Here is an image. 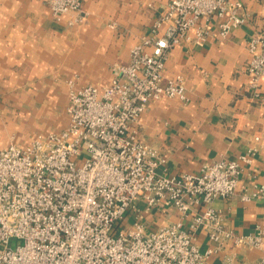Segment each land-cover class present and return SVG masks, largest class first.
<instances>
[{"label":"built area","instance_id":"2783aa9c","mask_svg":"<svg viewBox=\"0 0 264 264\" xmlns=\"http://www.w3.org/2000/svg\"><path fill=\"white\" fill-rule=\"evenodd\" d=\"M43 1L57 23L71 28L85 21L81 0ZM213 18L220 38L246 22L239 0H171L109 84L66 82L62 130L0 150V264H208L216 250L197 246L199 229L217 248L230 242L264 248V214L253 232L238 235L212 206L237 192L242 202L264 201V185L241 182L256 147L203 164L197 174L167 178L157 173L163 163L157 151L131 127L152 101L187 102L182 76L165 78V63L176 46H203ZM247 50L256 94L264 82V35L253 36ZM160 206L173 207L179 219L148 232L143 213Z\"/></svg>","mask_w":264,"mask_h":264},{"label":"crops","instance_id":"0c3cea01","mask_svg":"<svg viewBox=\"0 0 264 264\" xmlns=\"http://www.w3.org/2000/svg\"><path fill=\"white\" fill-rule=\"evenodd\" d=\"M170 1L81 0L85 21L70 28L52 19L43 0H0V150L9 144L24 147L38 135L62 130L66 82L109 84L113 69L126 64L130 48L150 34ZM239 1L246 18L241 27L220 38L213 18L203 46L182 44L169 52L165 78L182 76L187 102L152 101L131 125L163 160L159 175L197 174L203 164L234 160L256 147L241 182L264 185V82L255 94L246 73L247 44L264 35V0ZM212 206L222 225L238 235L253 232L264 214V201L242 202L238 192L215 199ZM143 214L148 232L179 219L168 206ZM133 221L129 212L125 222ZM194 237L201 250H216L208 264H259L264 259V248L231 242L217 248L203 229Z\"/></svg>","mask_w":264,"mask_h":264},{"label":"rangeland","instance_id":"374dc122","mask_svg":"<svg viewBox=\"0 0 264 264\" xmlns=\"http://www.w3.org/2000/svg\"><path fill=\"white\" fill-rule=\"evenodd\" d=\"M131 218V217H130ZM130 218H129V221H130ZM132 223H130L129 225H131Z\"/></svg>","mask_w":264,"mask_h":264}]
</instances>
